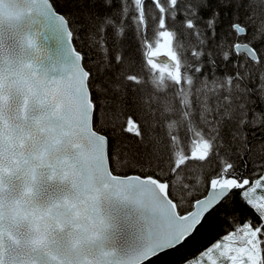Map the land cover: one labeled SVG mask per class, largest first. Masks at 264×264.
Returning a JSON list of instances; mask_svg holds the SVG:
<instances>
[{"label":"snow or ice","instance_id":"obj_1","mask_svg":"<svg viewBox=\"0 0 264 264\" xmlns=\"http://www.w3.org/2000/svg\"><path fill=\"white\" fill-rule=\"evenodd\" d=\"M0 264H264V0H0Z\"/></svg>","mask_w":264,"mask_h":264}]
</instances>
